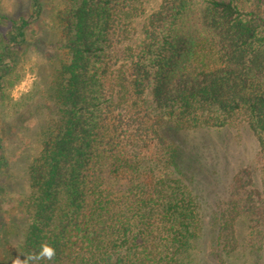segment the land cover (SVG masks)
I'll use <instances>...</instances> for the list:
<instances>
[{"label": "trees", "instance_id": "obj_1", "mask_svg": "<svg viewBox=\"0 0 264 264\" xmlns=\"http://www.w3.org/2000/svg\"><path fill=\"white\" fill-rule=\"evenodd\" d=\"M150 1L61 0L60 56L26 94L42 99L39 149L15 213L0 211V264L42 245L53 259L29 264H228L236 209L205 196L206 136L248 124L264 149V81L251 75L264 73V0ZM42 10L31 0L0 36V97ZM12 122L0 111L8 175Z\"/></svg>", "mask_w": 264, "mask_h": 264}, {"label": "rangeland", "instance_id": "obj_2", "mask_svg": "<svg viewBox=\"0 0 264 264\" xmlns=\"http://www.w3.org/2000/svg\"><path fill=\"white\" fill-rule=\"evenodd\" d=\"M159 1L151 0L150 4ZM60 2L42 0L41 15L27 29L21 52L4 80L0 111L14 119L6 133V145L15 163V172L14 175L0 172V180L5 181L8 188L7 195L0 198V211L8 209L9 215L15 213L13 206L18 204L19 195L28 190L26 161L39 149L32 126L37 115L34 107L42 99L39 93H34L29 100L26 94L40 83L41 77L45 79L52 60L60 56L49 45L59 37L54 15ZM30 6L31 0H0V15L5 17L0 20V36L10 28L9 19L27 13ZM251 75L264 81V73L255 68ZM207 135L209 149L206 162L213 166L216 174L202 173L205 196L213 208L233 204L236 209L230 220L233 221V232L227 234L228 247L222 254L228 257V264H264V242L258 240L263 237L264 241V149L248 124L210 130ZM259 227L262 228L261 233ZM207 229L210 231L206 228V232Z\"/></svg>", "mask_w": 264, "mask_h": 264}, {"label": "clouds", "instance_id": "obj_3", "mask_svg": "<svg viewBox=\"0 0 264 264\" xmlns=\"http://www.w3.org/2000/svg\"><path fill=\"white\" fill-rule=\"evenodd\" d=\"M55 255V250L48 246V245H42L41 251L38 255L35 256H28L26 257L22 262H19V258H17L18 264H29L30 261L40 260V259H47L52 260Z\"/></svg>", "mask_w": 264, "mask_h": 264}]
</instances>
